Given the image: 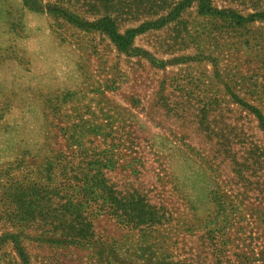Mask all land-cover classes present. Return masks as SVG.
<instances>
[{"label": "rangeland", "instance_id": "1", "mask_svg": "<svg viewBox=\"0 0 264 264\" xmlns=\"http://www.w3.org/2000/svg\"><path fill=\"white\" fill-rule=\"evenodd\" d=\"M31 1L0 0V264H264V16L239 25L200 0ZM104 16L122 34L150 28L121 49L87 25ZM85 152L110 154L107 176L160 223L90 201V238L71 243L13 217V187L46 163L60 179Z\"/></svg>", "mask_w": 264, "mask_h": 264}, {"label": "trees", "instance_id": "2", "mask_svg": "<svg viewBox=\"0 0 264 264\" xmlns=\"http://www.w3.org/2000/svg\"><path fill=\"white\" fill-rule=\"evenodd\" d=\"M31 0H25L31 5ZM201 11L213 15L229 17L234 23L242 25L264 16L263 12H256L244 16L233 10H220L210 5L209 0H200ZM181 8V6H180ZM90 27L101 29L116 42L121 49H127L133 39L150 28L143 25L131 28L122 34L118 31L115 21L104 16L97 22L87 23ZM260 119L263 116L256 110ZM78 165L60 172V179L53 172L54 164L46 163L45 167H37L36 179H23L19 186L11 189V205L14 208V218L20 221H31L39 218L45 224L62 230L63 240L71 243H80L90 238L91 227L87 220L90 210V201L96 202L100 210L107 208L119 215L123 221H132L136 225H154L160 223L165 214H159L155 206L145 195L138 191L120 190L107 176L109 171H114L117 165L112 156L106 152H93L82 154ZM62 159H60L61 161ZM54 163V164H53ZM17 164L12 163L11 168ZM20 165L16 168H18ZM15 168V169H16ZM26 181V182H24ZM22 254L24 252L22 251ZM159 264H174L165 261Z\"/></svg>", "mask_w": 264, "mask_h": 264}]
</instances>
